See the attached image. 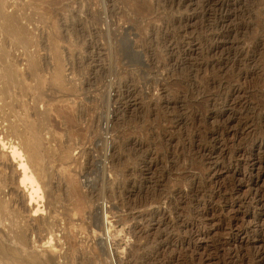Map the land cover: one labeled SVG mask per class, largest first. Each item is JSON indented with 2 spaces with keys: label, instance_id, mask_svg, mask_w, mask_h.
Masks as SVG:
<instances>
[{
  "label": "rangeland",
  "instance_id": "374dc122",
  "mask_svg": "<svg viewBox=\"0 0 264 264\" xmlns=\"http://www.w3.org/2000/svg\"><path fill=\"white\" fill-rule=\"evenodd\" d=\"M27 137L12 264H264V0H0V144Z\"/></svg>",
  "mask_w": 264,
  "mask_h": 264
},
{
  "label": "bare ground",
  "instance_id": "6f19581e",
  "mask_svg": "<svg viewBox=\"0 0 264 264\" xmlns=\"http://www.w3.org/2000/svg\"><path fill=\"white\" fill-rule=\"evenodd\" d=\"M19 135V134H18ZM16 136V135H15ZM2 137V136H1ZM30 138L27 137V138H23L22 139V145L21 147H19L18 145L16 144H13L11 145L10 147L7 146V144H5V142L0 144L2 145V150L3 151H7L8 152V156L7 158L5 159V162L2 163L1 160H0V209H7L9 207H12V206H17L19 204H22L24 203L23 201H25L24 198L22 200V202H20V199H19V195L21 194V192H27V190L30 188L32 189V193L29 194L30 195V202H29V205L28 206H32V204H34L33 202L35 201L34 198H36V194H37V191L40 190L39 187L35 186L34 188V177L32 179L31 175H28V171H29V168L31 170V167L33 168V165L35 166L36 163L40 162L39 161V154H38V151L37 149H34L33 147H30L31 146V143L29 142ZM1 141V140H0ZM9 142V141H8ZM24 147L27 151V154L29 153L30 156H31V159L33 161L29 163V165H31V167H29L27 164H24L23 161H25L24 159H22L21 155V148ZM24 149V150H25ZM23 151V150H22ZM4 153V152H3ZM5 154V153H4ZM3 157V156H2ZM29 157V156H28ZM19 158V160H18ZM30 158V157H29ZM1 159V158H0ZM23 161H22V160ZM16 163L17 167L14 166V164ZM26 163V162H25ZM38 166V164H36ZM41 165V164H40ZM38 167H41V166H38ZM35 168V167H34ZM37 168V167H36ZM41 169V168H40ZM43 169V168H42ZM35 171H38V168L37 170ZM41 171H44L41 170ZM33 172H34V169H33ZM32 173V172H31ZM41 173V172H40ZM33 174V173H32ZM46 174V173H44ZM22 175V180H20V182H18V177ZM43 175V174H41ZM36 176V175H35ZM42 177V176H41ZM36 178V177H35ZM45 178V177H44ZM42 179V178H41ZM36 180V179H35ZM43 182V181H42ZM38 184V182H35ZM43 184V183H42ZM42 187V186H41ZM40 187V188H41ZM42 189V188H41ZM39 192V191H38ZM36 193V194H35ZM4 195V198H7V196L9 197L8 200H4L2 198L1 195ZM39 194V193H38ZM22 195V194H21ZM28 195V196H29ZM36 197H35V196ZM26 196V195H25ZM22 198V197H21ZM29 198V197H28ZM37 203V202H36ZM24 204H22V207ZM26 205V204H25ZM36 205V204H35ZM34 209V208H33ZM1 212V211H0ZM39 210H35L34 211V215L37 216L39 215L38 214ZM32 218V217H31ZM34 218V217H33ZM39 221V220H38ZM43 222V220H41ZM27 230V229H25ZM29 232V231H28ZM7 234V233H6ZM3 236V235H2ZM16 236V235H15ZM18 236V235H17ZM18 238V237H17ZM2 239V238H1ZM8 239V238H7ZM27 233L25 231H22L19 235V240H20V243L18 245L21 244V246L23 247V249L25 247L28 246V240H27ZM6 240V238H5ZM8 241V240H6ZM51 241V240H50ZM49 241V242H50ZM48 242V241H47ZM4 243V242H3ZM1 241H0V264H12L13 262V257H14V254H13V257L11 259V261L9 262V259L6 257L7 255V252H8V247L6 246L5 244H3ZM10 243V242H9ZM45 244V243H44ZM49 244V243H47ZM50 245V244H49ZM9 246V245H8ZM11 247V246H10ZM45 248V247H44ZM17 249V248H16ZM22 249V250H23ZM10 250V249H9ZM13 250V249H12ZM21 250V251H22ZM14 251V250H13ZM18 253V252H16ZM11 254V253H10ZM2 256V257H1ZM34 256V255H33ZM9 257V256H8ZM31 257V256H30ZM33 259V258H32ZM35 259V258H34ZM51 263H50V262ZM39 259V257L37 259H35L34 261H31L28 258H22V260L18 261L17 264H53L52 260L51 259ZM15 263V262H14ZM16 264V263H15Z\"/></svg>",
  "mask_w": 264,
  "mask_h": 264
}]
</instances>
